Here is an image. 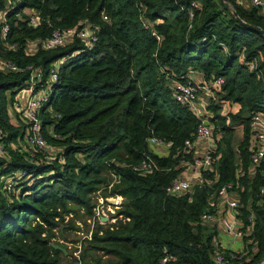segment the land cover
I'll return each instance as SVG.
<instances>
[{"label":"trees","instance_id":"1","mask_svg":"<svg viewBox=\"0 0 264 264\" xmlns=\"http://www.w3.org/2000/svg\"><path fill=\"white\" fill-rule=\"evenodd\" d=\"M191 1L200 3L192 18ZM9 4L0 0L9 24L6 40L0 35V58L37 67L44 77L54 62L64 61L39 112L50 150L28 146L26 121L10 112L29 71L0 69V128L7 154L0 156V264H160L167 254L173 258L165 264H214L215 232H207L201 215L213 210L217 189L235 181L239 169L244 174L234 191L242 203L240 219L246 222L251 211L255 216L259 253L250 264L256 261L264 251V160L255 173L249 171V118L243 114L264 112V36L240 23L233 11L262 29L264 14L230 0H22L12 10ZM32 8L38 12L36 26L28 23ZM82 22L100 26L91 48L77 38L53 49L41 46L54 29ZM243 50L247 59H255L253 69L240 61ZM195 72L205 79L224 78L214 90L219 103L211 105V98L208 104L214 170L202 174L203 184L191 191L169 194L166 187L195 155L194 149H184V141L199 124L174 100L172 84ZM225 101L236 110L222 114ZM238 124L244 136L236 150ZM151 135L170 143L168 156L151 151ZM146 156L156 168L134 169ZM21 170L27 176L16 178ZM11 176L16 179L8 193L3 185ZM97 193L122 197L116 220L95 221L75 257L76 248L64 241L88 225Z\"/></svg>","mask_w":264,"mask_h":264},{"label":"built area","instance_id":"2","mask_svg":"<svg viewBox=\"0 0 264 264\" xmlns=\"http://www.w3.org/2000/svg\"><path fill=\"white\" fill-rule=\"evenodd\" d=\"M22 0H10L9 10L15 9ZM235 1L237 4L242 6H250L256 8L259 13L264 14V0H230ZM229 2V0L227 1ZM200 7V3L197 1H191L189 7L187 8V13L190 18L194 15V10ZM182 8V7H181ZM28 13V23L30 25L36 26L39 22L38 12L35 9H29ZM103 20H108L106 15L102 16ZM142 24L145 27H149L148 23L144 18L141 19ZM0 24L1 30L0 35L3 40H6L9 33V24L6 18V10L0 12ZM100 26L98 23L94 22H82L80 25L69 27L66 29H54L50 36L46 38L42 45L46 49H53L59 46H64L70 43L73 39L77 38L81 41L85 48H91L98 38V33ZM157 39L160 38L159 34L153 32ZM14 44L9 45L10 48H14ZM35 43L32 44L34 48ZM239 59L243 63L247 62L250 69L256 66L254 58H246L244 50L239 53ZM64 58L58 59L49 68L47 77L41 69L34 67L32 65H27L24 68L17 66L15 63L11 62L9 59L0 58V69L4 72H18L22 70L29 71V78L25 81L22 88L18 89L14 99L12 101L10 112L11 114H18L20 117L24 118L27 123V129L25 132V142L28 146L33 149L39 150H50L49 143L43 134L42 121L39 116L41 108L48 102L52 87L58 82L59 78V68L63 63ZM197 73V72H195ZM194 73V74H195ZM193 75V74H192ZM192 75L188 77L185 82L173 81V98L180 105L186 107L190 110L197 118H199V124L197 125L196 131L194 132L192 139H186L184 141V149L191 148L195 143H201L203 145L202 149L197 152L192 160L190 161L191 166L197 170L200 174L197 179L178 177L177 179L171 181L166 187V192L169 194H183L185 192L191 191L194 186L202 185L204 180L202 174L206 172H213L214 170V153L216 150V141L212 133V126L209 121L212 114L208 113V104L212 96L209 98L205 97L207 93L213 92V90H220L221 85L224 82L222 77L212 76L209 79H205L202 75L200 82L198 83L192 78ZM202 83V84H200ZM205 93L203 98H199V93ZM18 91H21L18 94ZM21 93L24 96H21ZM23 98V99H22ZM206 98V99H204ZM14 110V111H13ZM210 111V110H209ZM211 112V111H210ZM248 130L250 135V145H249V171L255 173L256 167L264 160V112L256 111L251 113L248 117ZM4 136L3 130L0 128V156L7 157L6 145L2 140ZM147 144L149 147L158 148H168L170 143L166 140L156 136L151 135L147 138ZM32 155V153H31ZM48 159L53 160L51 156H47ZM156 168L155 162L146 156L141 163L134 167V169L139 171H150ZM17 177L27 176L26 171L21 170L16 172ZM244 174V170L239 169L236 180L232 182H227L220 186L215 193V200L213 202V207L215 202H222L227 204V206L232 211V218H223L221 215L217 214L213 210L206 211L201 215V221L203 225L207 227L208 232H212L211 227L221 225L223 232L232 238H244V248L241 250H223L220 248V240L215 233L212 239L213 252L212 261L214 264H250L254 256L259 253L258 245L253 236V231L255 227V216L251 211L246 216V222L240 219L239 209L242 206L239 196L235 193L234 188L238 185V178ZM14 178H7L3 185L6 192L10 193L13 191ZM264 194V187L260 188V195ZM97 203L94 208V214L89 219L91 227L95 224V221L105 223H113L116 218L113 216L114 211L120 205L122 197L119 195H110L103 197L97 193ZM107 198L114 200V203H109ZM108 211L109 217L106 215ZM111 212V213H110ZM91 232L87 236L90 238ZM171 255H164L160 260V264H165L168 260L172 259ZM252 264H264V251L258 257L256 261Z\"/></svg>","mask_w":264,"mask_h":264},{"label":"crops","instance_id":"3","mask_svg":"<svg viewBox=\"0 0 264 264\" xmlns=\"http://www.w3.org/2000/svg\"><path fill=\"white\" fill-rule=\"evenodd\" d=\"M192 78L197 81L198 79L202 78V75L200 73H195L192 75ZM21 91H18V94ZM202 94V92H201ZM205 95V93L203 92V95L201 98H203ZM21 96H24L23 93H21ZM23 99V98H22ZM226 103L228 104L229 108H231L232 111L236 110V106L235 105H230V103L228 101H225L223 103L222 109L226 106ZM222 112V110H221ZM208 113L211 114V112L208 110ZM224 114V113H222ZM243 136H244V131H243V125L242 124H238L235 127V134H234V138H233V146L234 148L237 150L240 143L243 140ZM203 145L199 142V143H195L191 149H194V154H196L197 152H199L202 149ZM151 151L158 155L159 157H166L169 154V149H170V145L167 148H158V147H150ZM237 162L240 163V160L237 158ZM190 161H185L182 163L183 167L186 168L185 171H183V173L179 176V177H183V178H190V179H197L199 178L200 174L197 170H195L191 164ZM214 210L217 214L221 215L223 218H228L231 219L232 218V211L230 210V208L227 206V204H223L222 202H215L214 205ZM221 225L215 226V227H211V229H213V231L215 233H217L219 240H220V248L223 250H241L244 248V238H232L230 236H227L222 228ZM208 232V230H207Z\"/></svg>","mask_w":264,"mask_h":264},{"label":"rangeland","instance_id":"4","mask_svg":"<svg viewBox=\"0 0 264 264\" xmlns=\"http://www.w3.org/2000/svg\"><path fill=\"white\" fill-rule=\"evenodd\" d=\"M197 73H200V72H197ZM200 74H201V73H200ZM200 80H201V79H198L197 82L199 83ZM200 84H202V83H200ZM202 95H203V90H202V94L199 93V98H201ZM210 95L212 96V99H211V100H212V103H211V105H214V104H216V103H219V98H218V96L215 95L214 90H213V92H210V94L207 93V95H205V97L209 98ZM204 99H206V98H204ZM229 109H230V108H229L228 104L226 103V106L222 109V112H221V113H226ZM110 213H111V212H110ZM106 215L109 217V213H108V211L106 212ZM87 224H88V225H84V224H83V225L81 226V230L77 231L76 233H70V235H69V237H68V240H67V241H64V244L67 245V247H68L69 249L74 250V249L76 248V249L73 251V255H74L75 257H77L78 254H79V251H77V249H78V248L81 249L80 242H81L85 237H87V236L89 235L90 231H92V229H93V227H91V224H89V223H87ZM73 240H77V241H73ZM61 242H62V241H61ZM77 246H78V247H77ZM62 264H65V262L62 261ZM69 264H70V263H69Z\"/></svg>","mask_w":264,"mask_h":264},{"label":"water","instance_id":"5","mask_svg":"<svg viewBox=\"0 0 264 264\" xmlns=\"http://www.w3.org/2000/svg\"><path fill=\"white\" fill-rule=\"evenodd\" d=\"M223 1L227 2L228 0H223ZM233 14H234L235 17L240 21V23H242L243 25L247 26L248 28H252V29H255V30L259 31V32L262 33L263 36H264V29H262V28L259 27V26L252 25V24H249V23H246V22L242 21V20L239 18V16L237 15V12H236L235 10L233 11ZM249 116H250V113H249V112H245V113L243 114V117H244V118H248ZM107 200L109 201V203H114V200L111 199V198H107ZM51 246L54 247V248H59V249H61L62 251H64V252L66 253L65 249L62 248V247L59 246V245H56V244H54V243H51Z\"/></svg>","mask_w":264,"mask_h":264}]
</instances>
